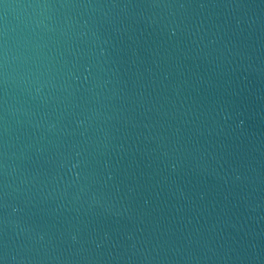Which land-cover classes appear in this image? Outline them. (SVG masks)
I'll return each mask as SVG.
<instances>
[{
    "label": "water",
    "instance_id": "95a60500",
    "mask_svg": "<svg viewBox=\"0 0 264 264\" xmlns=\"http://www.w3.org/2000/svg\"><path fill=\"white\" fill-rule=\"evenodd\" d=\"M46 2L43 88L0 78V264H264V0Z\"/></svg>",
    "mask_w": 264,
    "mask_h": 264
},
{
    "label": "clouds",
    "instance_id": "9594fccd",
    "mask_svg": "<svg viewBox=\"0 0 264 264\" xmlns=\"http://www.w3.org/2000/svg\"><path fill=\"white\" fill-rule=\"evenodd\" d=\"M23 14L24 27L30 38L15 52L7 43L3 45L0 52V78L5 83L23 84L39 91L49 71V42L58 30L56 9L43 0L24 6Z\"/></svg>",
    "mask_w": 264,
    "mask_h": 264
}]
</instances>
